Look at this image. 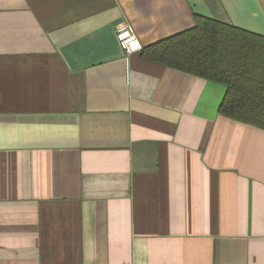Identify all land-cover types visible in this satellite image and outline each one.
<instances>
[{
	"label": "crops",
	"instance_id": "crops-1",
	"mask_svg": "<svg viewBox=\"0 0 264 264\" xmlns=\"http://www.w3.org/2000/svg\"><path fill=\"white\" fill-rule=\"evenodd\" d=\"M198 17L264 36V0H0V264H264V130L117 39Z\"/></svg>",
	"mask_w": 264,
	"mask_h": 264
},
{
	"label": "trees",
	"instance_id": "trees-1",
	"mask_svg": "<svg viewBox=\"0 0 264 264\" xmlns=\"http://www.w3.org/2000/svg\"><path fill=\"white\" fill-rule=\"evenodd\" d=\"M149 61L223 84L219 113L264 130V36L212 19L142 51Z\"/></svg>",
	"mask_w": 264,
	"mask_h": 264
},
{
	"label": "built area",
	"instance_id": "built-area-1",
	"mask_svg": "<svg viewBox=\"0 0 264 264\" xmlns=\"http://www.w3.org/2000/svg\"><path fill=\"white\" fill-rule=\"evenodd\" d=\"M117 39L126 55L140 53L143 50L134 28L128 23L118 27Z\"/></svg>",
	"mask_w": 264,
	"mask_h": 264
}]
</instances>
